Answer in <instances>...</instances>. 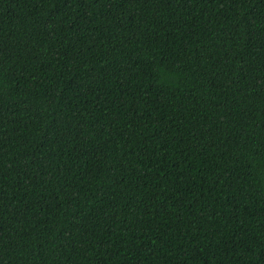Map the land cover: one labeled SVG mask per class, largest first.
Listing matches in <instances>:
<instances>
[{
	"label": "trees",
	"instance_id": "16d2710c",
	"mask_svg": "<svg viewBox=\"0 0 264 264\" xmlns=\"http://www.w3.org/2000/svg\"><path fill=\"white\" fill-rule=\"evenodd\" d=\"M0 264H264V0H0Z\"/></svg>",
	"mask_w": 264,
	"mask_h": 264
}]
</instances>
